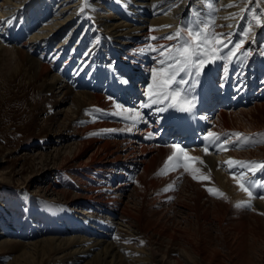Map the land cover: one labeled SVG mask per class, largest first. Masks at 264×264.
I'll use <instances>...</instances> for the list:
<instances>
[{"label": "bare ground", "instance_id": "1", "mask_svg": "<svg viewBox=\"0 0 264 264\" xmlns=\"http://www.w3.org/2000/svg\"><path fill=\"white\" fill-rule=\"evenodd\" d=\"M181 40L189 60L172 67ZM262 41L264 0H0V92L36 84L56 107L41 127L51 150L34 155L49 170L41 192L0 193V259L254 264L248 241L264 242ZM194 102L204 131L181 114ZM204 226L223 229V244Z\"/></svg>", "mask_w": 264, "mask_h": 264}, {"label": "rangeland", "instance_id": "2", "mask_svg": "<svg viewBox=\"0 0 264 264\" xmlns=\"http://www.w3.org/2000/svg\"><path fill=\"white\" fill-rule=\"evenodd\" d=\"M187 19H189V17ZM190 21L189 19L187 23L188 30L193 37L198 40V38H201L202 33L197 31L194 26L195 23ZM263 42L264 41H262V43ZM10 43H12V41H10ZM240 43V41H237L236 44L239 45ZM172 45L175 56L174 61L171 62L170 65L174 67L176 64L182 63L181 65H184L187 63L186 61L189 60V55L191 53L188 42L181 40L179 44L178 42H174ZM53 46L54 49L56 46ZM198 47H202L201 49L205 51V54L208 53L207 55H209V52L206 51V47L198 44L197 51L200 53L202 50H199ZM185 48L188 50L185 51ZM179 57L182 58L180 59ZM169 72L170 71L164 75L165 72L162 71L161 74L164 75L165 82L169 80L167 83L171 82L173 78H171V73ZM18 85L19 84L16 83L10 87L8 91L2 90V92H0V193L4 192V189L7 188L21 191L26 190L30 193L39 194L41 192L39 186H43L48 180L47 174L49 170L43 167V165L38 162V159H34V155L39 151L41 152L42 149L44 150L46 147H48V150L49 148L51 150V145L54 142H51V140L46 137L47 132L42 131L41 127L44 124V119L56 112V107L47 104L50 102L51 96L44 92L42 93L40 89L37 88L36 84L29 85L28 87ZM64 106V108H66L65 110H67L69 105L64 104ZM131 135H133V132ZM261 137L262 139L260 137L259 139L263 140L264 130H262ZM44 152L46 153L48 151L45 150ZM52 165L53 163L50 164L48 168L51 169L53 167ZM56 177L58 176L56 175ZM1 199L2 197H0V201ZM57 200L59 201L60 198H57ZM68 207L70 211H75L76 215L84 213L82 207H78L76 211L72 203H70ZM202 230L214 238L213 242H215V245L216 243H220L219 245L223 244V239L221 240V238H223V229L220 231L219 227H213L212 229L204 226ZM218 230L219 232H217ZM218 237L221 238L219 239ZM250 241L252 243H249ZM250 244L251 246H255L253 247L254 250L252 247L249 249V254L253 263L264 264V242L250 239L248 245ZM1 257V264H6L12 259L9 256Z\"/></svg>", "mask_w": 264, "mask_h": 264}, {"label": "snow or ice", "instance_id": "3", "mask_svg": "<svg viewBox=\"0 0 264 264\" xmlns=\"http://www.w3.org/2000/svg\"><path fill=\"white\" fill-rule=\"evenodd\" d=\"M228 6H229V7H233L234 5H228ZM176 35L179 36V33H177ZM164 39H173V37H172V36H167V37H164ZM205 39H207V38L205 37ZM184 50L187 51L188 49L185 48ZM179 83H184L183 79H181ZM170 159H171V158H170ZM228 163L231 164L232 162L229 161ZM241 166H244V165L242 164ZM241 190H242V191H248V189L245 188L243 185H241ZM209 191H211V189H209ZM248 194H249V196L252 195V193H251L250 191H248ZM258 198H264V197H258ZM237 206L239 207V206H242V205H237Z\"/></svg>", "mask_w": 264, "mask_h": 264}]
</instances>
